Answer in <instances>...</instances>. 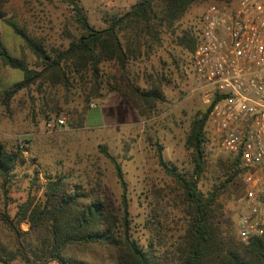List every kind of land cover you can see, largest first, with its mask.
Instances as JSON below:
<instances>
[{
	"label": "trees",
	"instance_id": "16d2710c",
	"mask_svg": "<svg viewBox=\"0 0 264 264\" xmlns=\"http://www.w3.org/2000/svg\"><path fill=\"white\" fill-rule=\"evenodd\" d=\"M8 1L0 0V22ZM64 1L72 7L77 30L65 49H47L42 40L31 38L13 21L4 20L22 43V55L15 57L0 35L1 64L22 73L20 81L1 91L5 104L33 85L66 89L82 83L87 90L86 104L101 99L103 63H114L126 71L131 61L148 56L160 46L163 33H175V25L191 5L206 0H137L126 12L108 15L102 29L88 22L76 1ZM175 43L189 54L197 45L190 28L182 30ZM25 49L35 56L33 67L26 62ZM162 80L158 75L150 76L147 88L129 87L128 96L140 118L150 117L165 102ZM210 109L211 105H206L192 117L184 140L192 165L190 174L169 165L163 147L154 143L159 167L178 188L175 209L183 218L179 228L168 227L166 206L160 203L155 210L152 200L146 222L149 237L145 245L139 244L133 237L122 167L105 145H99L98 152L112 165L121 189L119 205H111L100 182L83 171L35 170L29 178L35 194L28 192L13 216L0 212V264H264V235L241 242L233 225L221 221L224 211L220 198L243 173L239 159L231 154L217 159L215 167L220 175L212 187L203 192L198 186L208 168L205 125ZM24 163L19 145L0 143L3 195L17 182V166ZM39 174L43 184H39ZM36 190L41 191L38 197ZM21 223H27L26 231L21 230Z\"/></svg>",
	"mask_w": 264,
	"mask_h": 264
},
{
	"label": "rangeland",
	"instance_id": "374dc122",
	"mask_svg": "<svg viewBox=\"0 0 264 264\" xmlns=\"http://www.w3.org/2000/svg\"><path fill=\"white\" fill-rule=\"evenodd\" d=\"M82 8L88 22L96 29L106 26L108 15L126 12L137 0H74ZM200 1L191 5L183 18L175 25L174 34L163 33L162 43L148 55L131 61L126 71L114 63L101 65L103 81L99 100L86 104V87L82 83L64 89L33 85L15 94L7 104L1 91L22 79L18 70L4 67L0 62V143L7 147L22 143L24 164L17 166L18 180L10 192L0 190V212L13 216L30 188L29 178L33 171H83L100 182L102 191L111 205L117 207L121 189L113 173L112 165L98 152L105 145L108 152L120 163L128 189L129 216L133 237L141 245L149 237L146 222L153 200L155 210L166 206L169 213L168 227L181 226L182 215L175 209L177 186L158 165L154 143L163 147V156L169 165L190 174L192 165L184 140L192 117L205 108L197 90V82L189 68L190 54L176 45V36L194 25L207 3ZM5 19L13 23L33 39H40L45 48L65 49L71 37L77 34L72 7L64 0H9L4 5ZM0 27L2 41L9 52L20 58L21 40L13 35L4 22ZM30 67L36 59L24 51ZM163 78L165 102L159 104L153 115L140 118L128 96L131 85L140 89L148 87L149 77ZM88 89V88H87ZM99 116V118H98ZM63 118L65 125L50 132L44 122L48 118ZM227 156L207 142L206 161L208 168L200 179L201 191L209 190L220 173L217 159ZM239 178V177H238ZM225 189L220 201L224 216L222 223L233 225L232 198L236 193L237 179ZM45 181L39 174V184ZM37 197L41 191L36 190ZM168 201H172L170 206ZM174 201V202H173ZM234 227V225H233ZM21 230L28 229L21 223ZM171 232H168L170 235ZM11 264H21L15 261Z\"/></svg>",
	"mask_w": 264,
	"mask_h": 264
},
{
	"label": "built area",
	"instance_id": "2783aa9c",
	"mask_svg": "<svg viewBox=\"0 0 264 264\" xmlns=\"http://www.w3.org/2000/svg\"><path fill=\"white\" fill-rule=\"evenodd\" d=\"M189 28L197 41L189 68L211 105L207 142L236 156L243 170L232 221L237 239L247 242L264 235V0L207 3ZM44 125L52 132L65 122L48 118Z\"/></svg>",
	"mask_w": 264,
	"mask_h": 264
},
{
	"label": "crops",
	"instance_id": "0c3cea01",
	"mask_svg": "<svg viewBox=\"0 0 264 264\" xmlns=\"http://www.w3.org/2000/svg\"><path fill=\"white\" fill-rule=\"evenodd\" d=\"M1 25H2V22H0V27H1ZM11 30H12V29H11ZM12 32H13V31H12ZM0 35H1V40H2L3 37H2L1 30H0ZM13 35L16 36L14 33H13ZM2 42H3V41H2ZM3 44H4V42H3ZM4 46H5V44H4ZM6 46H7V45H6ZM6 46H5V47H6ZM6 49L9 51L8 47H6Z\"/></svg>",
	"mask_w": 264,
	"mask_h": 264
},
{
	"label": "water",
	"instance_id": "95a60500",
	"mask_svg": "<svg viewBox=\"0 0 264 264\" xmlns=\"http://www.w3.org/2000/svg\"><path fill=\"white\" fill-rule=\"evenodd\" d=\"M49 262L45 263V264H48Z\"/></svg>",
	"mask_w": 264,
	"mask_h": 264
}]
</instances>
